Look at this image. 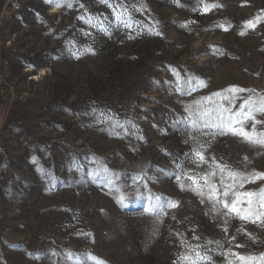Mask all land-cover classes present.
<instances>
[{"label": "rangeland", "instance_id": "rangeland-1", "mask_svg": "<svg viewBox=\"0 0 264 264\" xmlns=\"http://www.w3.org/2000/svg\"><path fill=\"white\" fill-rule=\"evenodd\" d=\"M61 5L49 16V0H0V264H188L196 245L210 264L264 254V222L213 212L185 175L213 157L242 178L264 173V146L203 115L230 87L254 90L237 108L264 96V0Z\"/></svg>", "mask_w": 264, "mask_h": 264}, {"label": "snow or ice", "instance_id": "snow-or-ice-1", "mask_svg": "<svg viewBox=\"0 0 264 264\" xmlns=\"http://www.w3.org/2000/svg\"><path fill=\"white\" fill-rule=\"evenodd\" d=\"M49 2H52L54 7L62 6L61 0H49ZM101 2L109 3L110 0H101ZM200 2L203 3V0H200ZM67 6L72 7V4L69 2ZM120 7L124 8V11L118 12L116 18L120 20L125 27L130 28L132 26L130 15L125 19L127 8L123 5ZM216 7H218V5L214 3H204L202 11L206 13ZM91 20L92 17H89L88 22L90 24ZM259 21V17L247 21L244 28H254ZM220 27H223L225 31L228 30L224 25H220ZM101 30H104L102 25ZM240 34L243 35L245 33L242 31ZM188 83L192 87L203 84L202 81H197L196 84H193L191 80L188 81ZM252 91L254 90L230 87L222 92L214 93L213 96L218 97L220 103L215 109H209L203 113V115L207 116L209 113L215 112V119L218 120L219 123L211 126L221 128L222 131L220 134L231 132L232 135L239 136L250 144L264 146V132H258L256 130V125L262 123L256 119V114H264V96H259L257 99L249 95L246 99H243L238 108L236 107V101L240 99L238 94ZM205 99L211 100L212 98L206 97ZM248 121L252 122L251 131L246 127ZM204 126L208 127L210 125L206 122ZM194 155L198 158L200 163L208 162L203 152L197 151ZM212 159L214 163L212 170L195 176L185 174L187 179L191 181V190L201 197L202 203L205 201L209 202L212 205L211 210L213 212L219 213L220 209L217 208V205L221 206L224 210L222 214L225 218L229 215H234L241 220H249L253 223L257 221L264 222V189H261L259 192L241 193L238 191V185L236 183V179L240 178L241 182L239 187H243L244 183L250 181L254 182L257 179H264V173H255L247 178H242L239 173L229 169L226 164L216 163L215 157ZM178 179H180V177H178ZM184 187L185 185L181 184V188L183 189ZM156 199L159 200L160 198L157 197ZM123 201L124 197L121 196L120 202L123 203ZM171 206L175 207L177 205L172 202ZM145 211H148V209H145ZM224 230L227 232V228ZM194 239H199V237H194ZM233 239H235V237H233ZM208 243L211 244L213 241H209ZM215 243L219 245L220 242L216 241ZM236 246L240 247V245ZM200 248V245L193 247L191 249V255L182 256L180 258L181 261H187L188 264H210L209 256L205 252H201ZM228 255L235 257V259L239 261V264H264V254L256 257L229 252ZM86 259L92 261V264H106L102 259L91 256L90 254ZM76 264H85V262L77 260ZM228 264H233V261L228 260Z\"/></svg>", "mask_w": 264, "mask_h": 264}, {"label": "bare ground", "instance_id": "bare-ground-1", "mask_svg": "<svg viewBox=\"0 0 264 264\" xmlns=\"http://www.w3.org/2000/svg\"><path fill=\"white\" fill-rule=\"evenodd\" d=\"M60 10L61 8L60 7H53L50 12H49V16H53V15H59L60 14ZM31 69H29L27 72H30ZM45 74L44 71L41 72V74H39V76H37L36 78L33 79V81H39L43 75Z\"/></svg>", "mask_w": 264, "mask_h": 264}]
</instances>
